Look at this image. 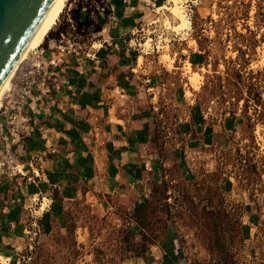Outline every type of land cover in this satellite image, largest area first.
Segmentation results:
<instances>
[{"label": "crops", "instance_id": "crops-1", "mask_svg": "<svg viewBox=\"0 0 264 264\" xmlns=\"http://www.w3.org/2000/svg\"><path fill=\"white\" fill-rule=\"evenodd\" d=\"M163 1L107 0L99 39L84 52L43 48L47 71L16 120L12 101L3 106L0 160L8 149L15 165L0 163V258L16 264L29 244L26 229L38 224L50 233L80 199L109 204L128 215L133 233L142 232L137 214L162 180L163 164L190 178L230 146L238 120L215 103L188 101L182 68L170 71L142 50ZM174 40L184 47L188 38ZM200 53L190 49L183 60L197 64ZM130 262L188 264L175 231Z\"/></svg>", "mask_w": 264, "mask_h": 264}, {"label": "rangeland", "instance_id": "rangeland-1", "mask_svg": "<svg viewBox=\"0 0 264 264\" xmlns=\"http://www.w3.org/2000/svg\"><path fill=\"white\" fill-rule=\"evenodd\" d=\"M164 5L156 12L160 21L146 28L142 50L170 71L182 68L188 101L215 103L222 115L238 120L230 146L213 157L212 167H194L190 178L163 164L162 180L137 214L142 232L133 233L128 215L109 204L80 199L50 233L38 224L26 229L29 244L16 264H133L134 253L169 231L176 232L188 264H264V0H181L192 22L181 32L174 31L179 20L167 9L173 3ZM109 9L107 0H71L40 47L57 50L68 43L71 51L84 52L99 39ZM176 35L188 38L184 47ZM190 49L202 51L199 64L183 60ZM20 78L19 69L4 105ZM0 264L10 260L1 257Z\"/></svg>", "mask_w": 264, "mask_h": 264}, {"label": "water", "instance_id": "water-1", "mask_svg": "<svg viewBox=\"0 0 264 264\" xmlns=\"http://www.w3.org/2000/svg\"><path fill=\"white\" fill-rule=\"evenodd\" d=\"M56 0H0V89Z\"/></svg>", "mask_w": 264, "mask_h": 264}, {"label": "bare ground", "instance_id": "bare-ground-1", "mask_svg": "<svg viewBox=\"0 0 264 264\" xmlns=\"http://www.w3.org/2000/svg\"><path fill=\"white\" fill-rule=\"evenodd\" d=\"M70 2H71V0H56L55 3L53 4V6L50 8L49 12L45 16L43 22L41 23V25L38 28L37 32L35 33L34 37L30 41V43L28 44V46L26 47V49L24 50L23 54L20 56L18 61L16 62L14 68L12 69L11 73L9 74L8 78L6 79L5 83L3 84V86L0 89V111L2 110V108L4 106V101H5V97L7 95V91L11 86V83H12V80H13L15 74L17 73V71L19 69H20V74L22 73V71L24 74V72L27 69V68H25L26 64L28 62V59H30V58H27V56L32 51H34L36 49L39 50L40 53H42L44 51L43 48H41L40 46L43 45V43L46 41L48 35L53 30L54 26L58 23V20L60 19L62 13L65 11V9L70 4ZM170 2H172L173 5L170 8L167 6L168 7L167 9L170 11V13L176 19L179 20V23L173 27L174 31L181 32L183 30H185V31L191 30L192 22H191V19L189 18V15L186 14V12L184 11L185 9L183 10V7L180 6L181 0H170ZM159 9L160 10L166 9V6L164 5V6L160 7ZM143 45H145L147 47V43L143 44ZM30 55H32V54H30ZM24 60L26 61V63L23 62ZM165 60L168 61L171 59L168 55H166ZM21 63L23 65H21ZM20 65H21V67H20ZM187 69L189 70V72H191V66L190 65L188 66ZM191 79L197 80L198 79L197 75L196 74L192 75ZM19 85L22 86L21 84H19ZM16 86H17V84L15 83V86L13 88V94H15ZM7 98L10 100V96ZM15 99H17V98H15Z\"/></svg>", "mask_w": 264, "mask_h": 264}, {"label": "built area", "instance_id": "built-area-1", "mask_svg": "<svg viewBox=\"0 0 264 264\" xmlns=\"http://www.w3.org/2000/svg\"><path fill=\"white\" fill-rule=\"evenodd\" d=\"M57 43H60L61 45L63 41H59ZM57 43L55 42L54 44ZM144 44H146V42H144ZM73 46V44L70 45L67 43V45H62L59 48L62 51H71V48ZM156 48H158V46H156ZM72 51H75V49H72ZM30 56L31 57L30 59H28V62L25 67L27 68L26 71L24 72V74L23 71L20 74V81H15V83L17 84L15 94L10 95V101H12V106H15L17 108L16 110H11V118L13 120H16L17 116L20 115V107L23 100L33 92V90L37 86L38 79L43 77L48 68L46 64V59L44 58V51L40 53L39 50H37ZM19 84H21L22 86H20ZM1 159L2 160H0V163L3 165V167L15 165V157L8 149L5 150V153L1 157Z\"/></svg>", "mask_w": 264, "mask_h": 264}, {"label": "trees", "instance_id": "trees-1", "mask_svg": "<svg viewBox=\"0 0 264 264\" xmlns=\"http://www.w3.org/2000/svg\"><path fill=\"white\" fill-rule=\"evenodd\" d=\"M100 31H101V29L98 28V29H97V32H100Z\"/></svg>", "mask_w": 264, "mask_h": 264}]
</instances>
